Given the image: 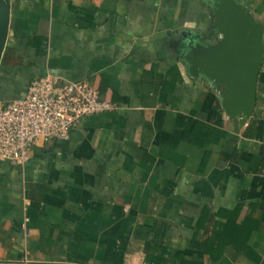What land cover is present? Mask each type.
I'll return each mask as SVG.
<instances>
[{"label":"crops","instance_id":"1","mask_svg":"<svg viewBox=\"0 0 264 264\" xmlns=\"http://www.w3.org/2000/svg\"><path fill=\"white\" fill-rule=\"evenodd\" d=\"M239 1L264 24V0ZM9 3L0 101L49 73L117 108L0 159V264H264V58L256 139L169 44L206 27L203 0Z\"/></svg>","mask_w":264,"mask_h":264},{"label":"water","instance_id":"2","mask_svg":"<svg viewBox=\"0 0 264 264\" xmlns=\"http://www.w3.org/2000/svg\"><path fill=\"white\" fill-rule=\"evenodd\" d=\"M203 1L208 10L206 27L183 30L169 44L187 75L201 79L215 92L229 119L250 120L264 58V24L239 0ZM9 21V0H0V60Z\"/></svg>","mask_w":264,"mask_h":264},{"label":"built area","instance_id":"3","mask_svg":"<svg viewBox=\"0 0 264 264\" xmlns=\"http://www.w3.org/2000/svg\"><path fill=\"white\" fill-rule=\"evenodd\" d=\"M116 108L87 80L49 73L33 78L24 95L0 101V159L22 166L33 146L66 139L84 118ZM28 203L23 199V209Z\"/></svg>","mask_w":264,"mask_h":264},{"label":"trees","instance_id":"4","mask_svg":"<svg viewBox=\"0 0 264 264\" xmlns=\"http://www.w3.org/2000/svg\"><path fill=\"white\" fill-rule=\"evenodd\" d=\"M262 120L258 119L256 115H252L250 118L245 130H244V135L249 138H256L259 139L262 134ZM235 222V217H232L229 219L228 222L221 224L216 230L213 231L209 239H221V237L226 234V237L231 236V231H232V225ZM181 264H191L187 262L186 260H181ZM194 264V263H192Z\"/></svg>","mask_w":264,"mask_h":264}]
</instances>
